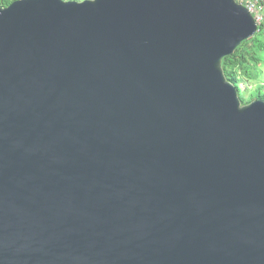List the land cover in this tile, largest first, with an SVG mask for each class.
<instances>
[{
	"label": "water",
	"instance_id": "1",
	"mask_svg": "<svg viewBox=\"0 0 264 264\" xmlns=\"http://www.w3.org/2000/svg\"><path fill=\"white\" fill-rule=\"evenodd\" d=\"M235 0L0 8V264H264V101L222 61Z\"/></svg>",
	"mask_w": 264,
	"mask_h": 264
},
{
	"label": "trees",
	"instance_id": "2",
	"mask_svg": "<svg viewBox=\"0 0 264 264\" xmlns=\"http://www.w3.org/2000/svg\"><path fill=\"white\" fill-rule=\"evenodd\" d=\"M15 0H0V8H5ZM226 79L237 89L242 104L264 101V23L258 27L254 37L243 41L234 53L222 61ZM254 82V90L248 91L247 98L239 85ZM247 99V100H246Z\"/></svg>",
	"mask_w": 264,
	"mask_h": 264
},
{
	"label": "built area",
	"instance_id": "3",
	"mask_svg": "<svg viewBox=\"0 0 264 264\" xmlns=\"http://www.w3.org/2000/svg\"><path fill=\"white\" fill-rule=\"evenodd\" d=\"M235 2L249 11L258 27L264 23V0H235Z\"/></svg>",
	"mask_w": 264,
	"mask_h": 264
},
{
	"label": "rangeland",
	"instance_id": "4",
	"mask_svg": "<svg viewBox=\"0 0 264 264\" xmlns=\"http://www.w3.org/2000/svg\"><path fill=\"white\" fill-rule=\"evenodd\" d=\"M65 1H83V0H65ZM257 84L254 82H248V83H244L242 82L239 87L243 90L245 97L247 98L248 95V91L254 90L255 86ZM247 100V99H246ZM246 104V103H245Z\"/></svg>",
	"mask_w": 264,
	"mask_h": 264
}]
</instances>
